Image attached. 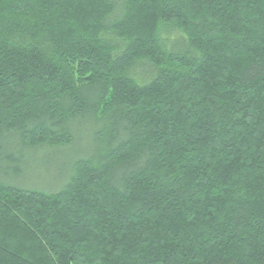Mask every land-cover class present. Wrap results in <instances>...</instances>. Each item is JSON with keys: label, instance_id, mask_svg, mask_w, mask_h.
Returning <instances> with one entry per match:
<instances>
[{"label": "trees", "instance_id": "trees-1", "mask_svg": "<svg viewBox=\"0 0 264 264\" xmlns=\"http://www.w3.org/2000/svg\"><path fill=\"white\" fill-rule=\"evenodd\" d=\"M0 264H264V0H0Z\"/></svg>", "mask_w": 264, "mask_h": 264}, {"label": "rangeland", "instance_id": "rangeland-1", "mask_svg": "<svg viewBox=\"0 0 264 264\" xmlns=\"http://www.w3.org/2000/svg\"><path fill=\"white\" fill-rule=\"evenodd\" d=\"M84 140L80 141L72 150L65 151H48L43 150L34 154H27L23 163L24 176L18 181L24 186H41V177L46 178L51 171L63 174L68 172L69 160L78 155L84 146Z\"/></svg>", "mask_w": 264, "mask_h": 264}]
</instances>
